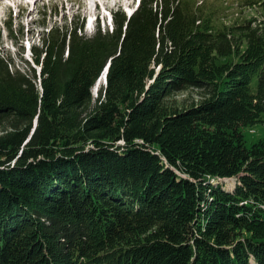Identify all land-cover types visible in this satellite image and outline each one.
<instances>
[{"label": "trees", "instance_id": "1", "mask_svg": "<svg viewBox=\"0 0 264 264\" xmlns=\"http://www.w3.org/2000/svg\"><path fill=\"white\" fill-rule=\"evenodd\" d=\"M233 1L44 22L29 71L0 53V264H264V23Z\"/></svg>", "mask_w": 264, "mask_h": 264}, {"label": "rangeland", "instance_id": "2", "mask_svg": "<svg viewBox=\"0 0 264 264\" xmlns=\"http://www.w3.org/2000/svg\"><path fill=\"white\" fill-rule=\"evenodd\" d=\"M232 1L229 0L230 4ZM255 1L258 2L260 0H252L253 3ZM96 2L100 5L99 10L96 8ZM138 2L139 0H3L0 6V53L10 57L16 68L29 71L30 66L36 68L31 62V48L41 45L40 39L45 31L41 25L44 22L49 28L55 24L63 25L66 20L69 23L72 19L79 21V17L81 20L85 19L86 23L88 22L86 18L96 8L97 14L101 16L100 28L103 32H106L112 28L108 24L107 19H105L104 25L102 23V19L106 17V10L111 13L121 10L129 16V13H133L136 9ZM239 2L241 0H236L235 5H228V10H221L220 14L233 16V20H242L245 17L248 19L256 18L257 23H264L263 15L255 9L252 10L250 6H245L246 2L244 6L239 5ZM17 6H20V8H17ZM236 13L240 14V17L235 18ZM9 17L14 22L15 40L10 39V34L5 26ZM21 26L24 35H21ZM88 26L86 24L84 34L87 37H93L98 27L87 28ZM27 62H30V66H28ZM98 92L96 88L93 89L95 98L98 96ZM192 94L194 101L200 99L197 94ZM187 95H190V93L179 94L176 98L183 100ZM262 121L263 123H260L254 129H246L244 131L249 146L260 139H264V115ZM228 188L230 189L229 186Z\"/></svg>", "mask_w": 264, "mask_h": 264}, {"label": "water", "instance_id": "3", "mask_svg": "<svg viewBox=\"0 0 264 264\" xmlns=\"http://www.w3.org/2000/svg\"><path fill=\"white\" fill-rule=\"evenodd\" d=\"M109 68H110V63L103 70L100 79L102 78V80H106L107 81V76H108Z\"/></svg>", "mask_w": 264, "mask_h": 264}, {"label": "bare ground", "instance_id": "4", "mask_svg": "<svg viewBox=\"0 0 264 264\" xmlns=\"http://www.w3.org/2000/svg\"><path fill=\"white\" fill-rule=\"evenodd\" d=\"M2 3H3V0H0V6H1ZM95 5H96L97 10H99V9H100V5H99V3L96 2ZM23 9H24V8H23Z\"/></svg>", "mask_w": 264, "mask_h": 264}]
</instances>
